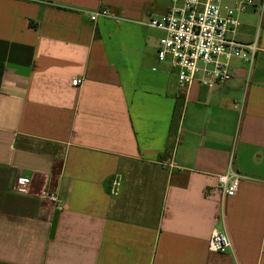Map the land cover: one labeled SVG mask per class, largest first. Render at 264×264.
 Segmentation results:
<instances>
[{
	"label": "crops",
	"instance_id": "obj_1",
	"mask_svg": "<svg viewBox=\"0 0 264 264\" xmlns=\"http://www.w3.org/2000/svg\"><path fill=\"white\" fill-rule=\"evenodd\" d=\"M182 1L0 0V264H264V0L236 33L253 67L187 89L148 26Z\"/></svg>",
	"mask_w": 264,
	"mask_h": 264
},
{
	"label": "built area",
	"instance_id": "obj_2",
	"mask_svg": "<svg viewBox=\"0 0 264 264\" xmlns=\"http://www.w3.org/2000/svg\"><path fill=\"white\" fill-rule=\"evenodd\" d=\"M256 6L254 0H237L233 5H225L222 0H183L160 17L150 19L148 26L161 30L165 35L159 40L158 57L161 61L170 57L176 68L177 78L182 88L193 83L213 88L229 83L234 75L231 61L240 60L249 69L253 67L259 50V31L252 42L237 40L236 33L241 26L239 15ZM263 7V6H262ZM112 17L106 11L90 14L91 21L99 17ZM81 80L72 81L77 87ZM174 167V161L165 163ZM218 184L211 197L224 202L234 197L246 177L232 168L218 176ZM19 189L30 194L31 178L20 176ZM120 182H116V187ZM40 198L59 206L58 194L44 189ZM232 249V243L223 232H215L209 241V250L225 254Z\"/></svg>",
	"mask_w": 264,
	"mask_h": 264
}]
</instances>
